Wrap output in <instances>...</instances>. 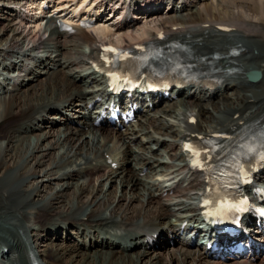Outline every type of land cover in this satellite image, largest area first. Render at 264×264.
I'll return each instance as SVG.
<instances>
[{
    "label": "bare ground",
    "instance_id": "obj_1",
    "mask_svg": "<svg viewBox=\"0 0 264 264\" xmlns=\"http://www.w3.org/2000/svg\"><path fill=\"white\" fill-rule=\"evenodd\" d=\"M177 1L94 0L119 21L100 25L98 10L92 27L77 18L71 32L53 14L28 30L20 10L41 2L0 0V222L12 232L0 264H264V243L237 255L193 243L207 183L185 149L217 132L234 134L227 145L256 132L264 145V0ZM134 16L158 21L133 33ZM106 42L177 49L215 81L175 86L176 97L136 92L142 107L132 121L95 125L93 105L111 96L92 62ZM253 69L263 73L255 83ZM255 181L264 187V170ZM70 226L78 241L56 242Z\"/></svg>",
    "mask_w": 264,
    "mask_h": 264
},
{
    "label": "rangeland",
    "instance_id": "obj_2",
    "mask_svg": "<svg viewBox=\"0 0 264 264\" xmlns=\"http://www.w3.org/2000/svg\"><path fill=\"white\" fill-rule=\"evenodd\" d=\"M38 1L41 2L40 3V7H42V5L45 3L44 0H38ZM49 1H51L50 2L51 5H50V7L48 9L45 10L44 8L43 9L39 8L40 10H43L44 13H42V14H39V9H34V10H32V12H29L30 10L27 8L28 7V2H27L25 6H27L26 8L28 10L26 8H23L22 10H20V15L24 16L26 18V20H28V23L27 24L23 23L22 26H25V27L27 26L28 28L27 27L26 28L28 30L29 29L34 30V29H37V28H40V29L42 28L43 29L44 24H45V16H47L48 14H55L56 16H58L60 18V20L65 21V22L70 23V24L73 25L75 23L74 21L77 20V18L93 19V17L96 16V12L95 11H97V13H98V10L100 11L98 13L99 14L98 15L99 19L98 20H100L98 22H100V25L104 24L106 26L112 27V25L114 23L119 21V17L120 16L118 15V13H115V11L113 10L112 5H110V4L108 5V9L104 12L103 9H100V8H97V7L95 8V4L93 3L94 0H49ZM86 1L87 2L90 1L89 2L90 6H87L88 3ZM6 2H8V0H6ZM24 2H26V1H24ZM0 4H1V2H0ZM37 4L38 3H36V5ZM56 4H58V5L60 4L59 6H61V9H57L59 6L58 7L57 6H53V5H56ZM62 4H64V5H62ZM176 4H177L178 7H180L181 6L180 0H178ZM82 5H84V6H82ZM77 6L79 7V10L76 13V11H74V7H77ZM85 6H87V7H85ZM35 7H37V6H35ZM167 9H168V6L162 4V7L160 8V12L157 15V17H160L162 14L167 13ZM49 11H51V12H49ZM3 12L4 11L0 12V20L2 21V23L0 21V24H1L0 27L3 25V23L5 21V18H4L5 14ZM28 13H30V15H27ZM137 15H139V14L137 13ZM157 17H154V18L152 17L150 19L149 18L148 19H143V18L141 19L140 17L137 18L136 16H134V19L140 20V23H139L140 26L139 25L137 27L134 26L136 28L134 30H132L133 33H137V32L142 31V27L143 26H153V24H155L158 21L156 19ZM93 20L95 21V19H93ZM115 20H117V21H115ZM41 21H44V22H41ZM17 22H18V20H17ZM112 22H114V23H112ZM143 22L146 23V24H144ZM96 23H97V21H96ZM96 33L97 32H95V34ZM49 120H51V119H49ZM45 124H49V122H46ZM49 127L43 128V129L44 130H47V129L49 130ZM111 190L113 191L114 189L111 188ZM8 221H11V220H8ZM5 222H7V221H5ZM2 225H3V221L0 222V245H1V240L3 238L2 236L10 237L12 235V232L10 230H7V229L3 228ZM72 229H73V227H71V226L70 227H66L65 229L61 228L60 232L56 233L57 234L56 237H58L57 239H60V240H56V238H55V241L56 242L57 241L58 242H62L63 238H64L65 241H68L70 243H73L74 241L77 242L78 240L75 239L76 237H73L71 235V231L70 230H72ZM258 237L259 236H257L256 238H258ZM61 238H62V240H61ZM175 239H176V242H177V240H179V237L175 238Z\"/></svg>",
    "mask_w": 264,
    "mask_h": 264
},
{
    "label": "water",
    "instance_id": "obj_3",
    "mask_svg": "<svg viewBox=\"0 0 264 264\" xmlns=\"http://www.w3.org/2000/svg\"><path fill=\"white\" fill-rule=\"evenodd\" d=\"M247 78L251 82H257L262 77V72L260 70H251L246 74Z\"/></svg>",
    "mask_w": 264,
    "mask_h": 264
}]
</instances>
